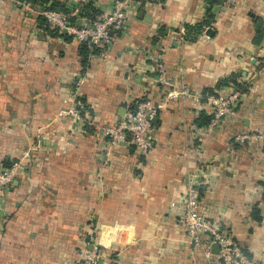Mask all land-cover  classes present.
I'll return each instance as SVG.
<instances>
[{
  "label": "crops",
  "instance_id": "crops-1",
  "mask_svg": "<svg viewBox=\"0 0 264 264\" xmlns=\"http://www.w3.org/2000/svg\"><path fill=\"white\" fill-rule=\"evenodd\" d=\"M57 1L70 14L88 1L100 12L112 3ZM208 10L212 26L183 41L184 25L202 22ZM42 11L30 0H0V170L5 159L21 162L0 202V264H78L81 243L93 240L99 264H213L188 242L179 219L191 177L199 212L264 264V149L231 141L264 132V0H236L231 8L130 2L124 33L104 58L87 55L85 68L80 44L45 29ZM222 79L245 91L237 118L211 130L196 126L207 114L201 96ZM73 81L79 121L57 115ZM181 87L200 101L164 103L167 90ZM143 96L161 106L145 157L128 143L111 147L103 132Z\"/></svg>",
  "mask_w": 264,
  "mask_h": 264
},
{
  "label": "built area",
  "instance_id": "built-area-1",
  "mask_svg": "<svg viewBox=\"0 0 264 264\" xmlns=\"http://www.w3.org/2000/svg\"><path fill=\"white\" fill-rule=\"evenodd\" d=\"M148 0H112L110 10L100 12L90 23L83 21V24L76 27L70 25L67 16L56 10H43L40 14L50 29L57 32L65 31L78 44L85 43L90 52L94 48H100L99 56H106V49L115 41L117 36L124 33L127 27L126 9L128 3H141ZM236 0H223V7H234ZM183 33V30H181ZM156 72L161 76L163 66L159 62L156 65ZM166 84L165 82L161 81ZM79 81L71 83L70 91L64 99L65 107L60 109L58 117H68L72 120H80L78 106ZM202 97V96H201ZM200 96L189 94L185 87L178 90H167L164 95V103L179 98H191L194 102L200 101ZM241 89L215 91L214 94L205 95L204 102L207 114L210 116L207 129H216L226 121L237 118V108L242 99ZM125 114L113 126L103 129L112 147L121 144H130L141 156H147L152 147V120L157 116L160 104H155L145 96L142 101H136L128 105ZM246 141L264 145V132L254 131L251 133L237 134L233 136L232 142L242 144ZM21 162L12 163L10 168L0 170V202L12 187L16 175L20 172ZM186 193L179 200L181 212L179 219L185 229L188 242L194 247L203 249L205 257L213 264H259L247 256L240 245L225 231L218 219L208 218L198 210V197L196 193V182L191 178L187 179ZM208 240L203 244V238ZM216 245V254L211 252V246ZM103 258L97 240L91 243L82 242L78 254V264H99Z\"/></svg>",
  "mask_w": 264,
  "mask_h": 264
},
{
  "label": "trees",
  "instance_id": "trees-1",
  "mask_svg": "<svg viewBox=\"0 0 264 264\" xmlns=\"http://www.w3.org/2000/svg\"><path fill=\"white\" fill-rule=\"evenodd\" d=\"M51 4L47 6L48 2H50V0H30V3L32 5H40L43 10H56L59 9V12H61L62 14L67 16V21L70 25L76 26V27H81L77 25V21L83 20L86 21V23H90L92 21H94L95 17L100 13L99 9H96L94 7V5L92 4L91 1H88L86 3H82L79 5V7L77 8V13L76 14H70L69 10L65 8L64 4L57 1V0H51ZM207 1V7L210 8L213 5L216 4H221L223 0H206ZM41 23L43 24V27L45 29H47L49 32H52L54 34H62V32H57V30L55 29H50L47 24L45 23L44 18L41 16ZM212 20L213 17L212 15L209 13V10L207 11V15L206 17L202 20V22L196 24V25H184L183 27V34L181 35L182 40L185 42H192L195 41L196 38L201 35V33H203L206 29L210 28L212 26ZM160 34V36L164 35V29L160 28L158 31V35ZM262 39V33L258 31V33L256 34V36L253 39V43L254 44H259L260 41ZM101 50L100 48H94L92 50V52H90L89 48H87L85 43L80 44V48H79V54H80V58H81V64L82 67L85 68L86 64H87V55L89 54H95V53H99ZM264 61V60H263ZM225 87H229V88H238L240 89V86L238 84H236V82H234L233 79H222L220 80L215 86L214 88H210L207 89L203 96L205 95H211L215 93V90L221 89V88H225ZM233 88V89H234ZM242 93H244L245 91L241 90ZM145 99V96H143L142 98H140L137 101H142ZM204 99V98H203ZM79 100V99H78ZM81 101V100H80ZM210 120V116L201 112L198 119L196 120V126L198 127H206L209 123ZM233 138V137H232ZM232 141V139H231ZM262 148L264 149V145L262 146ZM14 160L9 161L8 159L3 160L2 164H3V169H8L10 168V166L12 165V163H14ZM254 212H257V210H255Z\"/></svg>",
  "mask_w": 264,
  "mask_h": 264
},
{
  "label": "water",
  "instance_id": "water-1",
  "mask_svg": "<svg viewBox=\"0 0 264 264\" xmlns=\"http://www.w3.org/2000/svg\"><path fill=\"white\" fill-rule=\"evenodd\" d=\"M56 11L59 12V9H56ZM81 23H82V21L79 19V20L77 21V25H81ZM62 32H63V33H66L65 31H62ZM210 32H211V30L209 29V30H207V31L205 32V34L208 35ZM155 123H156V118H154V119L152 120V125H154ZM211 247H212V248H215V249H216V252H217L218 248H217L216 245H212Z\"/></svg>",
  "mask_w": 264,
  "mask_h": 264
}]
</instances>
